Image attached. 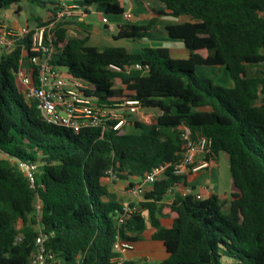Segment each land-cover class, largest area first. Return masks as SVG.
<instances>
[{
    "label": "trees",
    "instance_id": "trees-1",
    "mask_svg": "<svg viewBox=\"0 0 264 264\" xmlns=\"http://www.w3.org/2000/svg\"><path fill=\"white\" fill-rule=\"evenodd\" d=\"M19 1L0 0V11ZM25 1L51 12L33 32L55 22L51 39L46 35L53 48L50 61L87 83L88 95L111 103L140 100L142 108L157 114L148 122L131 119V130L128 124L119 130L89 127L74 132L48 123L14 81L20 69H33L34 78L38 73L31 60L32 34L3 49L0 264H29L40 233L55 255L50 264H112L124 204L108 199V171L135 186L133 178L141 181L162 165L138 211L120 227L123 240H130L127 230L151 225L169 254L157 264H223L225 258L229 264H264V0H147L163 5L158 14L190 18L166 27L169 37L183 41L187 57H176L162 46L134 51L92 45L91 24L77 20L85 34L72 36L67 18L56 20L60 1ZM75 2L88 13L92 7L103 16L124 13L121 0ZM153 35L152 23L132 22L112 33L115 40L130 41ZM138 63L149 70L125 69ZM200 65L224 66L233 85L198 75ZM185 125L212 138L213 152L207 158L221 151L229 155L235 187L229 199L190 193L164 201L191 175H178L174 167L185 152ZM21 162L37 165L34 186Z\"/></svg>",
    "mask_w": 264,
    "mask_h": 264
},
{
    "label": "built area",
    "instance_id": "built-area-1",
    "mask_svg": "<svg viewBox=\"0 0 264 264\" xmlns=\"http://www.w3.org/2000/svg\"><path fill=\"white\" fill-rule=\"evenodd\" d=\"M62 1V0H51ZM78 5L73 7L63 5L62 9L57 13L56 20L70 17L74 14V10ZM125 19L130 20L133 16L131 10L123 13ZM103 22L107 23L108 19L103 18ZM55 24L40 26L34 29L29 25H24L20 28H13L5 23H0V53L3 49L11 48L15 45L18 38L32 34L31 56L39 70L33 76L34 70L31 73H26L24 69H20L17 76L23 85L24 95L35 101L43 118L51 124L61 125L78 132L83 128H102L103 130L112 127L114 130H119L129 124L132 115L137 114L142 108L141 101L136 99H127L118 103L101 102L98 98L88 95L86 91L89 85L79 78H76L62 68L56 67L50 61L53 48L50 44H46V35L51 27ZM33 32V33H32ZM51 39V34H48ZM39 53H42L40 55ZM26 50L23 51V56H26ZM115 70H122L118 65H110ZM149 70L148 65L140 63L132 66L126 65L125 69L131 68ZM182 139L184 141L185 152L183 157L174 165L175 173L185 175L200 171L210 166V159L207 158L212 154V138L204 135L200 131L193 130L189 126L181 127ZM204 155L199 159L198 155ZM206 157V158H205ZM21 170L27 176L31 186L35 184V171L37 165L31 162H21ZM165 166L154 168L147 174L141 182L133 187V192L137 195H144V192L155 180L156 177L163 171ZM111 180H115V174L108 171ZM201 198L200 195H197ZM138 211V206L124 204L123 211L117 219L118 232L114 249L118 255L112 258V264H126L124 258L125 252L132 248L133 245L128 240H123L120 232V227L126 219L134 212ZM17 241H22V236L17 237ZM55 258L54 253L47 247L43 233L36 237L35 252L29 264H50Z\"/></svg>",
    "mask_w": 264,
    "mask_h": 264
},
{
    "label": "crops",
    "instance_id": "crops-1",
    "mask_svg": "<svg viewBox=\"0 0 264 264\" xmlns=\"http://www.w3.org/2000/svg\"><path fill=\"white\" fill-rule=\"evenodd\" d=\"M75 1L76 0H71L70 2H68L67 0H62L60 1L61 7L63 5H68L71 7L75 5L79 6V4L76 3ZM121 5L124 8V12L131 10L133 14L132 18L130 20H126L123 14L111 15V16H103L101 14L102 18L99 21L101 25L106 27V25L109 26L110 23H112V25H114L115 28L113 30L109 29V31H107V33H105L104 35H100L101 33L99 32V29H96L94 34L92 32L90 44L102 48L103 47L101 46V44L103 43L102 39L104 38V40L108 41L109 38H113L112 33L116 31L117 27L127 22H132L135 24L152 23L153 31L156 30L163 34L164 37L163 43L166 44L165 46L162 47L170 48L172 54L176 57L188 56L189 51L185 47L183 41L181 39L176 41L170 39L168 37V33L166 30V27L168 25L189 20L190 18L188 16H181L179 18H174L166 13L158 14L156 11L164 10V7L162 4H160L157 1L149 2L147 0H121ZM73 10H74V14L70 17H67V20L69 21L68 27H70L71 24L72 26L74 24V26H76L78 29L79 28L81 29V26L77 24V20L85 21L86 24L93 25V19L95 17L93 15L97 13L93 7L91 8L90 13L83 11V9L80 8V6L76 7ZM104 17L108 19L107 23L103 22ZM43 20H45V18L42 19V21ZM40 22H41L40 16H34L33 24L32 23L30 24L29 20L27 19V22L24 24L14 21L13 26L11 27L20 28L24 25H29L30 27L33 26L32 28H34L37 25H40L39 24ZM96 33L100 35L102 39L99 38L94 39ZM153 38L154 35L150 37L139 38L133 41L128 40L127 45L133 48L134 51H137L140 50L143 46H154L155 39ZM252 69L254 70L255 67ZM196 70L199 71L202 75L208 72L209 74L215 75V77H217L218 79L220 78L223 79V81L226 83V85H228V87H231L233 85L232 79L230 78V75L224 66L200 65L197 66ZM140 110H144V111L140 112ZM140 110L137 114L132 115L131 119L134 120L138 119L148 122L152 117H150L148 121L143 119V117H145V114L147 113V110H153L154 111L153 116L157 114V111L155 109L141 108ZM132 127L133 126L131 125V123H129L128 130L129 129L131 130ZM223 152L224 151H221L218 154L209 157L208 159H210V166L208 168L191 173L189 180L187 182H183V181L180 182L178 186L170 190L164 197V201L171 203L176 198L190 193L196 196L200 195L201 197H207L209 194H216L221 199H229L231 193L235 191V187L229 172L227 171V169H225L226 165L228 168L230 166L229 155L226 152L224 153ZM203 157L204 155L201 154L198 155L199 159ZM133 182H135V186H137L141 181L138 178H133ZM107 185L111 195L110 197H108V199L113 198L123 204H134L136 206H138V203H140L144 199V195H137L132 191L134 186H130V180L116 178L115 180H110L107 183ZM227 205L229 208V203ZM140 210L143 209L141 208ZM155 232L156 229L153 228L151 225H148L142 231L136 229L127 230V235L130 238L129 241L132 243L133 247L128 249L124 254L126 264H150L151 262H155V261L157 264L168 258L169 254L166 251L163 242L159 239L154 238Z\"/></svg>",
    "mask_w": 264,
    "mask_h": 264
},
{
    "label": "rangeland",
    "instance_id": "rangeland-1",
    "mask_svg": "<svg viewBox=\"0 0 264 264\" xmlns=\"http://www.w3.org/2000/svg\"><path fill=\"white\" fill-rule=\"evenodd\" d=\"M68 2H70L71 0H67ZM21 5V10L18 11V6ZM49 5H52L49 3ZM51 14L50 11H48L46 9V7H42V6H37V5H33L31 3H28L25 0H20L19 2H15L11 5H9L6 8H3L0 11V23H5L8 24L9 26H13L14 21H17L21 24H24L27 22V19L29 20L30 24H33V17L34 16H40V20L42 19H47V17ZM93 16V25H92V32L93 34L95 33L96 29H99V32L101 33L100 35H104L105 33H107V31L113 30L115 28L114 25H112V23H110V25L108 26V28L104 27L103 25H101V23L99 22L102 18L101 14L95 13ZM110 16V15H108ZM127 20V19H126ZM33 27V26H32ZM100 27V28H99ZM70 33L72 36H82L85 34V32L82 29H78L76 26H72V24L70 25ZM154 38L155 39V43L154 46L155 47H159V46H165L166 43H163L164 37L163 34L159 31L154 30ZM98 35L97 33L95 34V38L94 39H102V37ZM167 37V35H166ZM169 37V36H168ZM172 40H179V39H174L169 37ZM103 43L101 44V46L105 47V46H110V45H118V46H129L127 45L128 40L127 39H120V40H115L113 38H109L108 41L104 40V38L102 39ZM149 40V39H146ZM139 44V43H136ZM198 75H202L199 71H197ZM207 77H210L213 79L214 83L218 84V85H222V86H226L228 87V85H226V83L223 81V79H218L217 77H215V75L209 74L208 72L203 74ZM14 81L17 84V86L22 90L23 89V85L21 83V80L19 79V76H14ZM144 110H140V112H143ZM154 111L153 110H147V113L145 114V117H143L144 120H149L150 117H153ZM152 114V116H151ZM224 153V152H223ZM4 154L2 152H0V157H3ZM226 165V164H225ZM225 169H227V171L229 172L231 179H232V175H231V171H230V166L229 168L227 167V165L225 166ZM233 181V179H232ZM231 183V181H230ZM230 193V191H229ZM225 209H228V205L225 206ZM150 264H156L155 262H151ZM223 264H229V261L225 258Z\"/></svg>",
    "mask_w": 264,
    "mask_h": 264
}]
</instances>
